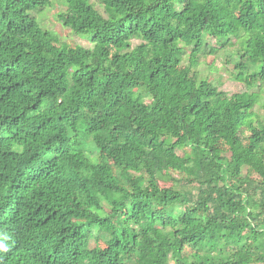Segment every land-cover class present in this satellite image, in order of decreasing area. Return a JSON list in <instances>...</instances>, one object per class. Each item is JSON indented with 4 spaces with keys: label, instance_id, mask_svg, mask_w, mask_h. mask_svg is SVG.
Returning <instances> with one entry per match:
<instances>
[{
    "label": "trees",
    "instance_id": "1",
    "mask_svg": "<svg viewBox=\"0 0 264 264\" xmlns=\"http://www.w3.org/2000/svg\"><path fill=\"white\" fill-rule=\"evenodd\" d=\"M232 37L264 82V0H0V264H264L260 95L198 71Z\"/></svg>",
    "mask_w": 264,
    "mask_h": 264
},
{
    "label": "rangeland",
    "instance_id": "2",
    "mask_svg": "<svg viewBox=\"0 0 264 264\" xmlns=\"http://www.w3.org/2000/svg\"><path fill=\"white\" fill-rule=\"evenodd\" d=\"M59 6L65 8L62 4H59ZM53 13V10L49 13L50 19H53ZM52 22H55V27L47 25V28L54 31L60 39L70 46L81 45L90 47L92 45L89 34H71V32L67 28L62 27L56 19ZM133 42L137 44L140 42V39H135ZM208 43L218 47L219 50L217 52H211L208 48L204 50L201 55L200 66L198 67L199 74L202 77L208 76L220 90L227 92L228 95L246 90L259 93L260 100L255 107V112L261 117H264V82L258 81L257 85L250 87L246 81H239L234 77V74L238 72L236 64L240 61V55L237 53V51H239V42L237 39L232 37L225 48L220 47L214 38H209ZM189 49L190 47L187 51H189ZM244 61L249 63L246 59ZM260 84L261 86H258Z\"/></svg>",
    "mask_w": 264,
    "mask_h": 264
},
{
    "label": "clouds",
    "instance_id": "3",
    "mask_svg": "<svg viewBox=\"0 0 264 264\" xmlns=\"http://www.w3.org/2000/svg\"><path fill=\"white\" fill-rule=\"evenodd\" d=\"M0 247H3V245H0Z\"/></svg>",
    "mask_w": 264,
    "mask_h": 264
}]
</instances>
